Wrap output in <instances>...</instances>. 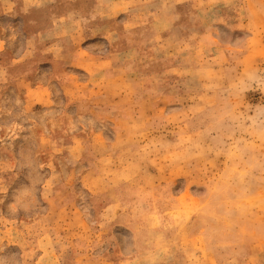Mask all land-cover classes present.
<instances>
[{"label":"rangeland","instance_id":"374dc122","mask_svg":"<svg viewBox=\"0 0 264 264\" xmlns=\"http://www.w3.org/2000/svg\"><path fill=\"white\" fill-rule=\"evenodd\" d=\"M0 264H264V0H0Z\"/></svg>","mask_w":264,"mask_h":264}]
</instances>
